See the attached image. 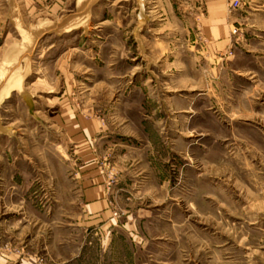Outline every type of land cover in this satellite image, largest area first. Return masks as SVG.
I'll return each mask as SVG.
<instances>
[{"label": "rangeland", "instance_id": "1", "mask_svg": "<svg viewBox=\"0 0 264 264\" xmlns=\"http://www.w3.org/2000/svg\"><path fill=\"white\" fill-rule=\"evenodd\" d=\"M242 6L223 50L199 0H0L3 264L91 234L92 169L129 264H264V3Z\"/></svg>", "mask_w": 264, "mask_h": 264}, {"label": "crops", "instance_id": "2", "mask_svg": "<svg viewBox=\"0 0 264 264\" xmlns=\"http://www.w3.org/2000/svg\"><path fill=\"white\" fill-rule=\"evenodd\" d=\"M239 1L241 7L233 10L226 0H199L203 12L197 24V34L211 37V45L215 49H228L230 28L246 20L243 4L259 1L264 3V0ZM157 113L159 114V111ZM147 125L145 123L144 126L147 128ZM81 178L79 182L83 187L76 195L79 196L85 223L78 226L83 233L88 229H95L90 235L78 239V246L74 247L71 254L65 252L69 257L61 258L58 264H129V247L126 244L130 242V237L113 234L117 225L110 218L102 177L97 170L92 169ZM15 260L11 256L10 264H16ZM3 263L0 257V264Z\"/></svg>", "mask_w": 264, "mask_h": 264}, {"label": "built area", "instance_id": "3", "mask_svg": "<svg viewBox=\"0 0 264 264\" xmlns=\"http://www.w3.org/2000/svg\"><path fill=\"white\" fill-rule=\"evenodd\" d=\"M228 1L230 3L231 9L236 10V9L240 8V1L239 0H228ZM231 34L234 36L241 37V35H240L241 33H239V30L235 29V28L232 29Z\"/></svg>", "mask_w": 264, "mask_h": 264}]
</instances>
